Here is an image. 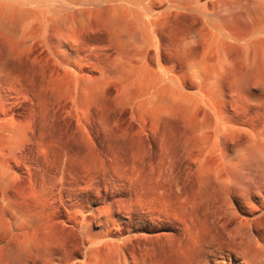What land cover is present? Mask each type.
<instances>
[{"label":"bare ground","instance_id":"obj_1","mask_svg":"<svg viewBox=\"0 0 264 264\" xmlns=\"http://www.w3.org/2000/svg\"><path fill=\"white\" fill-rule=\"evenodd\" d=\"M104 97L157 150L145 227L18 114ZM201 232L205 264H264V0H0V264H161L139 235Z\"/></svg>","mask_w":264,"mask_h":264},{"label":"rangeland","instance_id":"obj_2","mask_svg":"<svg viewBox=\"0 0 264 264\" xmlns=\"http://www.w3.org/2000/svg\"><path fill=\"white\" fill-rule=\"evenodd\" d=\"M60 107L50 105L47 109L50 115L45 116V109H32L29 105L22 104L18 114L22 116V120L29 123L34 134L49 141L53 152L65 151L74 156L73 158L76 153L84 154L86 162L89 163L90 158L96 161L100 196L116 207H120V202H124L130 223L138 222L140 226L145 227L148 199L156 198L158 158L155 146L154 155L150 154L147 148L148 135L143 121L131 117L127 107L108 97L90 106L89 114L79 120L63 115ZM33 111L35 112L32 115ZM166 142L165 148L169 152L172 148L171 137ZM80 164L78 160L73 159L70 167L78 170ZM165 197L167 205L170 202L173 204L171 196ZM161 200L163 201V198ZM206 234L201 232L191 240L169 244L151 238L154 239L151 244L155 242L152 246L157 243L159 247H152L149 243L151 240H146L148 238L143 235H139L142 243L139 241L142 245H147L152 261L157 259L161 264H205L212 250L204 243L208 236Z\"/></svg>","mask_w":264,"mask_h":264}]
</instances>
